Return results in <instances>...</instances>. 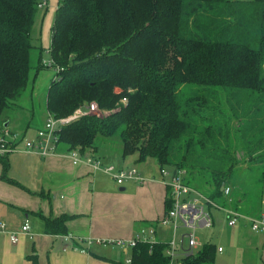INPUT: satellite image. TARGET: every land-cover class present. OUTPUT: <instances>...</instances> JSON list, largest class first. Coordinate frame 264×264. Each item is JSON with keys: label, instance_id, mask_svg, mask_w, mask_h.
<instances>
[{"label": "trees", "instance_id": "obj_1", "mask_svg": "<svg viewBox=\"0 0 264 264\" xmlns=\"http://www.w3.org/2000/svg\"><path fill=\"white\" fill-rule=\"evenodd\" d=\"M40 2L0 0V130L30 81ZM49 52L61 70L49 87L48 111L70 116L92 101L110 111L67 123L60 142L85 152L97 150L99 138L119 135L124 158L184 169L186 183L221 206L260 214L249 208L261 193L248 207L222 186L231 187L240 162L239 133L264 177V0H60ZM224 96L247 98L242 113L233 103L228 111ZM0 161L2 178L14 182L8 158ZM167 187L166 213L173 206ZM70 218L48 219L47 232L67 234ZM166 248L165 241L139 242L130 264H171ZM217 252L207 241L181 262L215 264Z\"/></svg>", "mask_w": 264, "mask_h": 264}, {"label": "crops", "instance_id": "obj_2", "mask_svg": "<svg viewBox=\"0 0 264 264\" xmlns=\"http://www.w3.org/2000/svg\"><path fill=\"white\" fill-rule=\"evenodd\" d=\"M45 121L33 132L20 133L33 137ZM6 127L16 131L9 120ZM108 144L105 141L97 150L81 154L94 155L120 169L136 167L145 180L119 184L87 163L76 164L70 154L73 149L64 142L46 156L27 151L4 156L9 160L8 177L14 182L2 178L0 161V264H130L127 260L133 249L109 240L131 239L142 229L154 228L157 241H162L160 231L170 230L169 224L161 223L168 187L159 164L154 161L158 171L149 160L140 167L136 155L124 158L122 150L113 152ZM261 197L255 208H249L252 213L263 209L264 188ZM244 201L240 196L241 205ZM216 211L212 227L221 224L218 234L226 235V246L215 243L223 248L217 252L222 264H264V233L253 231L244 221L230 226L225 212ZM64 214L72 216L66 222L67 234L47 232V220ZM27 221L30 230L22 232ZM215 232L211 230L210 235ZM12 233H18L17 242L12 241ZM88 239L96 242L89 245Z\"/></svg>", "mask_w": 264, "mask_h": 264}, {"label": "built area", "instance_id": "obj_3", "mask_svg": "<svg viewBox=\"0 0 264 264\" xmlns=\"http://www.w3.org/2000/svg\"><path fill=\"white\" fill-rule=\"evenodd\" d=\"M60 1V0H59ZM48 2L41 1L38 6L44 7ZM46 66L53 67L57 72L61 67L54 60L49 59ZM127 100L126 98L124 99ZM104 112L96 101L80 106L74 115L67 118H56L50 115L42 127L36 130L35 136L31 137L20 132L11 130L9 127H4L0 130V157H4L11 152L27 151L38 153L41 155H49L53 153L57 145L60 143L59 132L61 128L72 120L89 114H101ZM71 157L74 163L84 162L94 169L103 171L112 176L119 184H123L126 180L135 179L139 182L145 180L142 174L136 167L120 169L113 164H106L101 158L94 155H82L78 149L71 151ZM162 175L166 178V184L171 188V196L173 206L161 219V223L169 224L173 227V237L167 242L166 253L171 258V264H182L181 256L185 253L194 254L203 245V241L198 235L199 229H210L214 225V216L209 206L222 210L226 214L227 223L230 226H235L244 221L248 223L250 228L255 232L264 233V200L263 209L257 216L247 215L232 207H225L217 204L204 193L193 188L185 181L186 171L181 169L177 172L169 169H161ZM231 187H224V193L229 196ZM184 231L179 233L180 229ZM30 225L28 221L23 225L22 232H29ZM156 230L154 228L142 229L140 233L131 239L109 240L110 243H115L121 248L128 249L135 247L139 242H155ZM18 233H12L11 239L13 242L18 241ZM187 241V244H186ZM96 240L88 239V244L91 245ZM98 242H104L100 239ZM222 247H218L222 251ZM128 263L132 259L127 260Z\"/></svg>", "mask_w": 264, "mask_h": 264}, {"label": "rangeland", "instance_id": "obj_4", "mask_svg": "<svg viewBox=\"0 0 264 264\" xmlns=\"http://www.w3.org/2000/svg\"><path fill=\"white\" fill-rule=\"evenodd\" d=\"M46 1L48 2L46 6H38V10L35 16V22L31 31V42L33 46L30 52L31 70L28 87L23 96L19 100L15 101V103L12 104V106L5 112V116L8 117L7 119L10 122V127L18 132H22L25 129H28L30 132H33L38 126H41L42 122L46 120L50 115L54 116L53 113L47 110V97L52 80L58 77V73L53 67H48L46 65L41 68L38 67L40 63L44 65V63L46 64V62L51 59L49 48L51 46L53 26L55 23L57 5L59 0ZM116 90L118 91L119 89ZM124 99L122 100V102L127 101H125ZM245 99L247 98L241 97L237 99L228 100V98L224 96V105L229 111V108L231 107L230 105H232L233 103V107L240 114L244 109L243 105ZM100 113V115L106 116L110 113V111L105 110L104 112ZM70 116L56 118L61 119ZM240 123L241 121L236 118L233 120V124L235 127H238ZM236 140V156L240 162L236 167L235 171L233 172V177L231 181L232 183H230L231 191H235V193H237L239 196L243 195L246 200L247 206L250 207L252 205V202L256 200V197L261 193V190H263L264 188L262 166L261 164L255 163L249 159V155L246 151L247 145L245 142H243L241 133H239V136H236ZM105 141L109 143L108 145L111 146L110 148L113 152H121V139L119 135H115L109 139H98V143L100 146L104 144ZM148 160L149 162H153L151 164L153 165V167H155L156 171H158V167L154 162L156 160L154 158H148L145 161ZM145 163L142 162L139 166L143 167ZM258 202H260V200ZM208 208L212 212H215L216 215V210H220L214 207L213 205H210ZM220 226L221 224L217 225L215 228L212 227L210 229H199L198 235L200 236L203 242H206L209 239L213 243L220 242V244L226 246V235L224 233L218 234L220 233V231L218 232ZM167 227H169V233L160 231L159 239L162 241L170 240L173 237L172 225H167ZM211 230L216 232L210 235ZM182 231H184L183 228L180 229L179 233H181ZM215 264H222V258L221 256H218V254H216Z\"/></svg>", "mask_w": 264, "mask_h": 264}, {"label": "water", "instance_id": "obj_5", "mask_svg": "<svg viewBox=\"0 0 264 264\" xmlns=\"http://www.w3.org/2000/svg\"><path fill=\"white\" fill-rule=\"evenodd\" d=\"M222 189H224V185L222 186Z\"/></svg>", "mask_w": 264, "mask_h": 264}]
</instances>
